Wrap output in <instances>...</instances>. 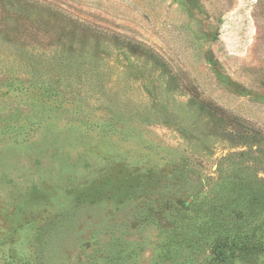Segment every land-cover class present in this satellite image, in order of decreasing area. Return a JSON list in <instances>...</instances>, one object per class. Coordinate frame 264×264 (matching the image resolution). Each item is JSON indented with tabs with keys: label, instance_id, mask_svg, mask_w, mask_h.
I'll use <instances>...</instances> for the list:
<instances>
[{
	"label": "rangeland",
	"instance_id": "1",
	"mask_svg": "<svg viewBox=\"0 0 264 264\" xmlns=\"http://www.w3.org/2000/svg\"><path fill=\"white\" fill-rule=\"evenodd\" d=\"M264 264V0H0V264Z\"/></svg>",
	"mask_w": 264,
	"mask_h": 264
},
{
	"label": "trees",
	"instance_id": "2",
	"mask_svg": "<svg viewBox=\"0 0 264 264\" xmlns=\"http://www.w3.org/2000/svg\"><path fill=\"white\" fill-rule=\"evenodd\" d=\"M252 248L251 241L226 236L214 245L212 251L213 262L215 264H226L235 258H244L249 255Z\"/></svg>",
	"mask_w": 264,
	"mask_h": 264
}]
</instances>
